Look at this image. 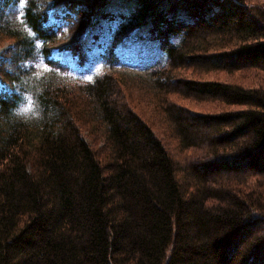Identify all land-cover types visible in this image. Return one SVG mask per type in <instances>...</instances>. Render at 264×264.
<instances>
[{
	"label": "trees",
	"instance_id": "obj_1",
	"mask_svg": "<svg viewBox=\"0 0 264 264\" xmlns=\"http://www.w3.org/2000/svg\"><path fill=\"white\" fill-rule=\"evenodd\" d=\"M237 1L0 0V264H264V184L249 188L264 176V89L177 75L264 73V8ZM118 3L130 8L94 56L105 67L66 74L93 59L87 34ZM137 30L161 50L132 65L119 50ZM26 92L39 117L17 114ZM175 94L242 108L198 112ZM152 101L194 156L171 155L145 116Z\"/></svg>",
	"mask_w": 264,
	"mask_h": 264
},
{
	"label": "rangeland",
	"instance_id": "obj_2",
	"mask_svg": "<svg viewBox=\"0 0 264 264\" xmlns=\"http://www.w3.org/2000/svg\"><path fill=\"white\" fill-rule=\"evenodd\" d=\"M247 1L253 4L257 3L259 5L261 4L264 5L263 4L264 0L262 2L261 0H258V2L256 0H247ZM24 4H25V0H22L21 6ZM129 8L130 7L128 5H122L120 3L115 4V5H110L108 7L107 12H112L114 15L111 17V16H108L109 15L108 14L106 15V17H103V16L100 17L99 18L100 22L97 23L95 27L87 34L88 35L87 39L89 40V42H92L94 44L93 47L89 49V53L93 59H91L87 64H85L82 67H79L76 61H73L72 66H74V68L71 71L65 72L66 74L72 77H83V78H87L88 76H91L93 79L94 75L98 71H100L103 68V66L106 64V63H103V61L100 59H95L94 56L96 55L98 56L100 54L103 48L101 44L103 43V45H105L106 42L109 40L112 30L117 26V22L120 21L119 18H121V14H122L121 11L127 12ZM57 19L61 22H64L62 18L61 19L57 18ZM146 34H148L147 30L135 31L132 35L134 36V38L131 36L132 38L130 37V39L128 40V44L120 48L119 52L122 55V59H124L123 61H126L134 65V64L141 62L142 60H148L150 62L151 60H154L159 55L161 49L159 47L158 42L152 41L151 38H148L146 36ZM102 39H105L104 42ZM8 43L9 41H7L6 39L0 40V52L4 49L5 45L7 46ZM60 56L62 57V55L59 54L58 57ZM36 64L38 68V70L36 71V74L37 76L39 75L38 77L44 75L45 72L49 70V65L43 60L36 62ZM177 75L179 77L188 78V79L221 80V81L241 84L244 87H261L264 89V73H262L258 69H252V68H247L241 71L236 70V71L229 72L225 70L202 71V70H199L197 67H184L177 71ZM137 83L139 84L140 88L139 86H137ZM134 88L136 89L137 92H140L147 98L148 97L152 98L153 96L155 97V93L152 92L151 89L145 85V83L135 82ZM141 90L144 92L142 93ZM170 98L173 101L183 104L193 110H197L198 112H217L221 109L229 110V109L242 108L238 106L224 107L222 106L220 102L211 101V100H198V99H193V98L185 99L181 95H177V94L170 95ZM25 100H26L25 103L21 107L29 109V112L32 113L34 110L32 95L26 92ZM155 103L156 101H152V103L147 106V111H146L145 116L150 121V123L153 125L157 134L165 142L171 155L176 160H183L186 157L194 156L193 153H195L197 150L193 149V150H188L186 152H183L180 149V147L177 145V140L175 136L173 135L169 127H167L166 123L164 122L163 116L159 112L158 107L156 106ZM88 138L90 137L88 136ZM257 180L258 182H255ZM250 182H251L250 191H254L258 187L257 190L258 192H260V186L264 184V177L263 176L254 177L250 180Z\"/></svg>",
	"mask_w": 264,
	"mask_h": 264
},
{
	"label": "bare ground",
	"instance_id": "obj_3",
	"mask_svg": "<svg viewBox=\"0 0 264 264\" xmlns=\"http://www.w3.org/2000/svg\"><path fill=\"white\" fill-rule=\"evenodd\" d=\"M201 1H203V0H201ZM235 1H236V3L238 2L237 0H235ZM243 1H244V0H243ZM256 1L258 2V0H256ZM256 1H255V2H256ZM262 1H263V0H261V2H262ZM204 2H205V1H204ZM222 2L224 3V1H222ZM226 2H227V1H226ZM240 2H241V0H240ZM246 2H247V1H245L244 3H246ZM130 3H131V2H130ZM186 3H187V2H186ZM214 3H216V2H214ZM250 3H251V2H250ZM204 4H205V6L207 5L206 3H204ZM231 4H232V3H231ZM241 4H242V3H241ZM246 4H248V3H246ZM251 4H252V3H251ZM255 4H257V3H255ZM263 4H264V2H263ZM220 5H222V4H220ZM242 5H243V4H242ZM261 5H262V4H261ZM54 6H56V5H54ZM65 6H66V5H65ZM223 6H224V5H223ZM223 6H222V7H223ZM243 6H244V5H243ZM246 6H247V5H246ZM246 6H245V7H246ZM210 7H211V6H210ZM251 7H252V5H251ZM262 7L264 8V5H262ZM52 8H53V6H52ZM54 8H56V7H54ZM61 8H62V7H61ZM61 8H60V9H61ZM63 8H64V7H63ZM57 9H58V8H57ZM66 9H67V6H66ZM184 9H185V8H184ZM220 9H221V8H220ZM220 9H219V10H220ZM225 9H226V8H225ZM51 10H52V9H51ZM61 10L63 11L64 9H61ZM228 10H229V9H228ZM54 11H55V10H54ZM65 11H66V10H65ZM112 11H113V10H112ZM127 11H128V10H127ZM51 12H52V11H51ZM118 12H119V11H118ZM121 12H122V11H121ZM54 13H55V12H54ZM56 13H57V12H56ZM180 13H181V12H180ZM185 13H186V12H185ZM61 14H62V13H61ZM67 14H68V13H67ZM112 14H113V13H112ZM119 14H120V13H119ZM183 14H184V13H183ZM218 14H219V13H218ZM54 15H55V14H54ZM76 15H77V14H76ZM51 16H52V13H51ZM55 16H58V15H55ZM62 16H63V14H62ZM68 16H69V15H68ZM68 16L66 17V19H68ZM115 16H116V15H115ZM186 16H187V15H186ZM52 17L54 18V16H52ZM58 17H59V16H58ZM72 17H73V16H72ZM210 17H211V16H210ZM61 18L64 19V16L61 17ZM69 18H70V17H69ZM76 18H77V16H76ZM108 18H109V17H108ZM110 18H111V17H110ZM117 18H118V17H117ZM63 19H62V20H63ZM70 19H72V18H70ZM119 19H120V18H119ZM219 19H220V18H219ZM53 20H54V19H53ZM55 20H58V19H55ZM215 20H216V19H215ZM73 21H75V20H73ZM111 21H112V20H111ZM118 21H119V20H118ZM120 21H121V19H120ZM120 21H119V22H120ZM59 22H60V21H59ZM64 22H65V21H64ZM70 22H71V21H70ZM70 22H69V23H70ZM116 22H117V20H116ZM119 22H117V24H118ZM134 22L136 23V21H134ZM217 22H218V21H217ZM71 23H72V22H71ZM121 23H123V22H121ZM121 23H120V24H121ZM140 23H141V22H140ZM149 23H150V22H149ZM151 23H152V22H151ZM60 24H61V23H60ZM72 24H74V23H72ZM142 24H143V23H142ZM64 25H65V23H64ZM68 25H69V24H68ZM70 25H71V24H70ZM74 25H75V24H74ZM109 25H110V24H109ZM122 25H123V24H122ZM124 25H125V24H124ZM124 25H123V26H124ZM128 25H129V24H128ZM128 25H127L126 27H128ZM131 25H132V24H131ZM137 25H138V24H137ZM145 25H146V24H145ZM117 26H118V25H117ZM140 26H141V25H140ZM69 27H70V29H69L70 31H71L72 29H74V28H72L73 26H72V27L69 26ZM69 27H68V28H69ZM120 27H121V25H120ZM136 27H137V26H136ZM56 28H57V27H56ZM64 28H65V27H64ZM82 28H83V27H82ZM84 28H85V27H84ZM108 28H109V27H108ZM113 28H114V26H113ZM115 28H117V27H115ZM121 28H122V27H121ZM128 28H129V27H128ZM130 28H131V27H130ZM130 28H129V29H130ZM132 28H133V27H132ZM57 29H59V28H57ZM103 29H104V28H103ZM124 29H125V28H124ZM129 29H128V30H129ZM65 30H66V29H65ZM86 30H87V32H88V29H86ZM120 30H121V29H120ZM120 30H119V31H120ZM125 30H126V29H125ZM57 31H59V30H57ZM61 31H62V30H61ZM61 31H60V32H61ZM72 31H73V30H72ZM75 31L77 32L78 30H75ZM106 31H107V30H106ZM106 31H105V32H106ZM109 31H110V30H109ZM113 31H114V30H113ZM62 32H63V31H62ZM62 32H61V33H62ZM73 32H74V31H73ZM84 32H85V31H84ZM94 32H95V31H94ZM127 32H129V31H127ZM67 33H68V31H67ZM69 33H70V32H69ZM79 33H80V32H79ZM82 33H83V32H82ZM92 33H93V32H92ZM137 33H138V32H137ZM71 34H73V33L71 32ZM74 34H75V32H74ZM83 34H84V33H83ZM90 34H91V33H90ZM109 34H110V33H109ZM135 34H136V33H135ZM103 35H104V34H103ZM103 35H102V36H103ZM78 36L80 37V35H78ZM87 36H88V35H87ZM131 36H132V35H131ZM146 36H147V34H146ZM71 37H72V36H71ZM71 37H70V40L72 39ZM91 37H92V36H91ZM95 37H96V36H95ZM128 37H129V36H128ZM139 37H140V36H139ZM143 37H145V36H143ZM133 38H134V36H133ZM73 39L76 40V39L74 38V36H73ZM40 40H41V39H40ZM79 40H80V38H79ZM93 40H94V39H93ZM102 40H103V42H104L105 39H102ZM131 40H132V39H131ZM143 40H144V39H143ZM72 41H73V40H72ZM108 41H109V40H108ZM44 42H45V41H44ZM48 42L51 43V41H48ZM76 42H77V41H76ZM94 42H95V41H94ZM36 43H37V42H36ZM38 44H39V43H38ZM40 44H41V43H40ZM98 44H99V43H98ZM44 45H45V44H44ZM44 45L42 44V46H44ZM91 45H92V44H91ZM107 45H108V43H107ZM87 46H88V45H87ZM10 47H11V46H10ZM50 47H51V45H50ZM46 48H48V46H47ZM6 49H7V48H6ZM9 49H10V48H9ZM40 49H41V47H40ZM43 49H44V48H43ZM43 49H42V51H43ZM4 50H5V49H4ZM15 50H17V49H15ZM37 50H38V49H37ZM11 51H12V50H11ZM13 51H14V49H13ZM119 51H120V50H119ZM6 52H8V55L10 56L9 53H11V52H9L8 49H7ZM37 52H38V51H37ZM2 53H3V52H2ZM15 54H16V53H15ZM44 54H45V53H44ZM48 54L50 55V53H48ZM12 55H13V54H12ZM6 57H7V56H6ZM43 57H44V56H43ZM47 57H48V56H47ZM124 57H125V56H124ZM2 58H3V57H2ZM14 58H15V57H14ZM14 58H13V59H14ZM37 58H38V57H37ZM3 59H4V58H3ZM11 59H12V58H11ZM11 59H10V61H11ZM13 59H12V60H13ZM32 59L35 60L34 57H33ZM101 59H102V58H101ZM37 60H38V59H37ZM43 60H44V59H43ZM46 60L49 61V59H46V58H45L44 62H45ZM123 60H124V59H123ZM4 61H5V60H4ZM35 61H36V60H35ZM103 61H104V60H103ZM128 61H129V59H128ZM131 61H132V60H131ZM6 62H7V61H6ZM109 62H110V61H109ZM3 63H4V62H3ZM110 63H111V62H110ZM29 64H30V63H29ZM4 65H5V64H4ZM11 65H12V64H11ZM46 65H47V64H46ZM7 66H8V65H7ZM31 66H32V65H31ZM107 66H108V65H107ZM107 66H106V68H107ZM109 66H110V64H109ZM10 67H11V66H10ZM104 67H105V65H104ZM110 67H111V66H110ZM112 67H113V66H112ZM115 67H117V66H115ZM120 67L123 68L122 64L120 65ZM4 68H5V67L3 66V69L1 70L0 73L3 74ZM113 68H114V67H113ZM125 68H127V67H125ZM31 69H32V67H31ZM34 69H36V68L33 67L32 70H34ZM82 69H83V68H82ZM84 69H85V68H84ZM127 69H128V68H127ZM85 70H86V69H85ZM119 70H120V69H119ZM130 70H131V68H130ZM135 70H136V69H135ZM30 71H31V70H30ZM34 71H35V70H34ZM34 71H33V72H34ZM117 71H118V70H117ZM117 71H116V72H117ZM136 71H137V70H136ZM130 72H131V71H130ZM6 73H7V71H6ZM45 73H46V72H45ZM110 73H111V72H110ZM117 73L119 74V72H117ZM117 73H116V75H115L116 77H117ZM35 74H36V73H35ZM35 74H34V75H35ZM46 74H47V73H46ZM114 74H115V73H113V75H114ZM120 74L123 75L122 72H121ZM126 74H127V72H126ZM5 75H6V74H3V77H4ZM31 75H32V74H31ZM34 75H32V76H34ZM41 75H42V74H41ZM8 76H9V75H7L6 78H7ZM38 76H39V75H38ZM118 76H119V75H118ZM42 77H43V76H42ZM124 77H126V76H124ZM131 77H132V76H131ZM133 77H134V75H133ZM68 78H69V77H68ZM70 78H71V77H70ZM129 78H130V76H129ZM7 79H8V78H7ZM28 79H29V78H28ZM30 79H31V78H30ZM36 79H37V78H36ZM118 79H119V77H118ZM122 79H123V77H122ZM3 80H6V79H3ZM31 80H32V79H31ZM76 80H77V79H76ZM76 80H75V81H76ZM85 80H86V79H85ZM126 80H128V79H126ZM129 80H130V79H129ZM131 80H132V79H131ZM7 81H8V80H6V82H7ZM33 81H34V79L32 80V82H33ZM120 81H121V83H122V80H121V79L119 80V82H120ZM0 82H1V81H0ZM6 82H5V83H6ZM34 82H35V81H34ZM39 82H40V80H39ZM39 82H38V83H39ZM124 83H125V82H124ZM6 84H7V83H6ZM0 85H1V84H0ZM33 85H35V83H34ZM122 85H123V83H122ZM122 85H121V89H122L123 86H124V85H123V86H122ZM135 85H136V84H135ZM133 86H134V85H133ZM137 86H139L138 83H137ZM139 88H140V86H139ZM139 88H138V89H139ZM256 88H257V87H256ZM121 89H120V90H121ZM121 92H122V90H121ZM121 92H120V94H121ZM141 92L143 93L144 91L141 90ZM140 94H141V93H140ZM141 95H142V94H141ZM144 97H145V96H144ZM135 99H136V97H135ZM141 99H144V98H141ZM132 100H133V99H132ZM139 100H140V99H139ZM129 101H131V99H129ZM134 101H135V100H133L132 102L135 103ZM139 102H140V101H139ZM142 102H143V101L141 100V103H138V102H137L136 104H138V105H140V106H141V104H145V103H142ZM143 106H144V105H143ZM146 108H147V106H146ZM37 109H38V108H37ZM38 111H39V110H38ZM38 111H37V112H38ZM39 112H40V111H39ZM101 120H102V119H101ZM102 121H103V120H102ZM79 124H80V122H79ZM101 124H102V123H101ZM104 124H105V123H104ZM84 125H85V123H84ZM84 125H83V126H84ZM105 125H106V124H105ZM86 126H87V125H86ZM102 126H104V125L102 124ZM79 127H80V129H82V126H81V125H80ZM83 128H84V127H83ZM85 128H86V127H85ZM94 128H95V127H94ZM102 128H104V127H102ZM90 129H91V128H90ZM83 130H84V129H83ZM88 131H90L89 128H88ZM81 134H82V133H81ZM85 134H86V133H85ZM88 134H89V133H88ZM85 137H86V136H85ZM87 140H88V139H87ZM89 141H90V140H89ZM91 141H92V140H91ZM104 141H105V140H104ZM93 142H94V140H93ZM95 143H97V142H95ZM97 144H98V143H97ZM95 145H96V144H95ZM103 145H104V144H103ZM103 145H101V146L103 147ZM92 147H93V146H92ZM97 147H98V146H96V148H97ZM104 147H105V146H104ZM98 148H99V147H98ZM104 149H105V148H103V150H104ZM239 159H240V158H239ZM242 161H243V160H242ZM262 164H263V163H262ZM259 165H260V164H259ZM236 166H237V165H236ZM260 166H261V165H260ZM258 170H259V169H258ZM257 173H258L257 175H260V176H261V174H263V173H261V172H260V173H261V174H260L258 171H257ZM255 174H256V173H255ZM261 177H262V176H261ZM263 177H264V176H263ZM245 179H246V178H245ZM241 181H242V180H241ZM237 182H238V181H236V182H234V183H233V182H230V183H233V185H234V184H236ZM239 182H240V181H239ZM245 182H246V181H245ZM255 182H258V180L255 181ZM230 183H229V186H230ZM240 183H242V182H240ZM250 183H251V182H250ZM244 184H245V183H244ZM223 186H224V189H225V188L228 189V184H226V187H225L224 184H223ZM236 186H237V185H236ZM238 186H241V184H238ZM242 186H243V187H244V186L247 187L248 185L246 186V185H243V183H242ZM232 187H233V186H232ZM252 187H253V186H252ZM233 188H235V187H233ZM247 188H248V187H247ZM249 188H251L250 185H249ZM254 188H256V187H254ZM220 189H222V187H221ZM231 189H232V188L230 187L229 190H231ZM229 190H228V191H229ZM231 191H232V190H231ZM232 192H233V191H232Z\"/></svg>",
	"mask_w": 264,
	"mask_h": 264
},
{
	"label": "clouds",
	"instance_id": "obj_4",
	"mask_svg": "<svg viewBox=\"0 0 264 264\" xmlns=\"http://www.w3.org/2000/svg\"><path fill=\"white\" fill-rule=\"evenodd\" d=\"M17 114L20 115V116H23L25 119H28V112H29V109L27 108H18L17 110ZM40 113L39 112H33L32 113V116H35V117H39Z\"/></svg>",
	"mask_w": 264,
	"mask_h": 264
},
{
	"label": "snow or ice",
	"instance_id": "obj_5",
	"mask_svg": "<svg viewBox=\"0 0 264 264\" xmlns=\"http://www.w3.org/2000/svg\"><path fill=\"white\" fill-rule=\"evenodd\" d=\"M87 79L88 80H92V77L91 76H88ZM0 81H2V78H0Z\"/></svg>",
	"mask_w": 264,
	"mask_h": 264
}]
</instances>
